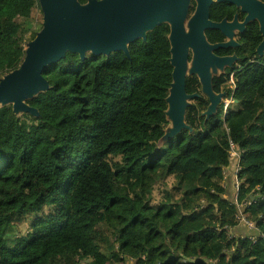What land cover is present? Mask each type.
Masks as SVG:
<instances>
[{"label": "trees", "instance_id": "1", "mask_svg": "<svg viewBox=\"0 0 264 264\" xmlns=\"http://www.w3.org/2000/svg\"><path fill=\"white\" fill-rule=\"evenodd\" d=\"M226 2L210 4L211 22L243 16ZM42 17L39 0H0V81L20 68ZM224 33L205 32L212 45ZM169 34L161 23L125 52L66 51L26 100L35 115L0 106V264H264L263 34L254 23L237 47L213 50L233 59L212 81L217 105L208 113L187 78L184 125L165 139ZM230 143L234 201L223 184L237 164ZM240 214L256 237L230 234Z\"/></svg>", "mask_w": 264, "mask_h": 264}, {"label": "water", "instance_id": "2", "mask_svg": "<svg viewBox=\"0 0 264 264\" xmlns=\"http://www.w3.org/2000/svg\"><path fill=\"white\" fill-rule=\"evenodd\" d=\"M101 1L89 0L85 5H79L77 0H39L43 14V27L36 38L28 43L25 59L20 68L6 75L0 81V106L11 104L13 111L20 115L19 102H24L33 94H38L47 88V84L41 76L42 70L50 63L63 57L66 51L77 52L80 55H83L86 51L96 54H108L116 50L125 52L129 42L139 37L143 38L148 30L161 23H167L170 26L171 62L174 66L173 83L167 98L168 104L169 95L176 88L174 83H177L179 72L187 66L185 61L187 47L193 49L196 59H198L197 62L201 64L204 62L202 61L205 57L204 54L209 55L208 51L212 52L219 47L231 45L228 42L210 45L204 37L203 32L205 29L216 28L223 31L224 26L228 25L224 21L221 23L208 21V9L212 0H196L198 3L196 12L189 20L191 24L190 34L178 37L179 40L172 36L174 24L169 20L162 19L174 17L176 21H184L189 0H116L114 7H107L106 3ZM226 1L237 6L240 4V2L234 0ZM242 2L245 4L246 9L251 12L258 9L261 16H264V8L260 7L255 0H242ZM52 3L54 4L52 11H57V13L51 22L49 18H46V8L49 10ZM261 32L264 37L262 25ZM263 44L264 38L258 47L260 55H264ZM215 58L229 59L231 64L233 62L230 57ZM230 63H222V68L230 66ZM199 79L201 82L200 77ZM209 80V90L206 89L203 82L201 83L203 84L202 92L211 101L208 113L217 105L219 98V96L212 94L210 74ZM184 84L185 81H182L181 95L176 97V101H182L185 98L187 100L186 109L189 97L185 95ZM175 96H172L171 108L178 105L173 101ZM181 104H183V101ZM28 107L26 108L32 115H35V111ZM184 112L183 109L182 115L176 120L175 131H167V136H172L184 125ZM166 114L168 119V109ZM250 198L253 199L252 196Z\"/></svg>", "mask_w": 264, "mask_h": 264}, {"label": "rangeland", "instance_id": "3", "mask_svg": "<svg viewBox=\"0 0 264 264\" xmlns=\"http://www.w3.org/2000/svg\"><path fill=\"white\" fill-rule=\"evenodd\" d=\"M115 1L116 0H102V3H106L107 7H114L115 6ZM234 1H238L240 2V0H234ZM197 1L196 0H189L187 6H186V11H185V15L186 12H190V10L192 9H197ZM47 9V16L46 18H49V21H53L55 16H56V12H53L52 10L54 9V4L52 3L51 6ZM184 15V17H185ZM252 15V14H250ZM252 16H257L261 22V25L263 27V31H264V16L262 17L261 15H252ZM184 19V18H183ZM162 20H169L174 24V32H173V37L177 38L180 36H188L190 34V23H185L183 22V20H181L182 22L176 21V19L174 17H168L166 19H162ZM51 21V22H52ZM176 23V24H175ZM183 23V24H182ZM231 27L233 25H226L224 26V29H226L227 27ZM230 30H233L232 28H230ZM229 35V39L227 40V42L231 45H234L236 42V33L233 31L232 33L228 32ZM176 40V41H177ZM264 47V44H263ZM209 55L204 54V58L201 64H199L197 61L198 59H196L197 57L195 56V60H193V62L191 63V65H187L185 68H183L182 70H180L179 72V78L177 80V83L175 82V89L173 90V95L170 94L169 95V101H168V126L166 129V136L165 139L173 137L174 134L172 136H167V131L169 132H173L175 131V126H176V120L182 115V111L183 109L185 110V105L187 100L185 98L182 99V101H176V97L181 95V84L182 81L184 82L188 77H190L193 74H196L198 77L201 78V83L203 82L205 84V87L207 90H209V86H210V80H209V74L211 76V78H213L214 76H218L222 71H223V66L222 63H230L231 61L228 59H216L214 57V55L212 54L211 51H208ZM195 55V53H194ZM215 62H219V63H215ZM221 63V64H220ZM214 64V65H213ZM231 64V63H230ZM233 64V62H232ZM231 64V65H232ZM203 85V84H202ZM203 93V92H202ZM37 93L33 94L32 96H30L29 98H27L26 100L30 99L31 97H33L34 95H36ZM175 96L174 100L176 103H178V105L176 107L171 108V103H172V96ZM203 95H206L205 93H203ZM26 100L23 102H19L18 104V108H19V114L20 115H28L31 116L32 113L26 108L28 107ZM29 108V107H28ZM170 109V111H169ZM171 182V180L169 181ZM26 228L25 225L21 226V229L24 230Z\"/></svg>", "mask_w": 264, "mask_h": 264}, {"label": "flooded vegetation", "instance_id": "4", "mask_svg": "<svg viewBox=\"0 0 264 264\" xmlns=\"http://www.w3.org/2000/svg\"><path fill=\"white\" fill-rule=\"evenodd\" d=\"M223 1H226V0H221V1H219V0H212L213 3H219V2L222 3ZM255 2L260 7L262 6V8H264V0H255ZM226 3L229 4V2H226ZM229 5H232V6L235 7V9H238V12H239L240 15L243 14V16L241 18L238 17V19H236L235 22H232V23L227 22L226 24L233 25V26H231V27L229 26V27H227L226 29L223 30L225 32L224 33V36H226L224 42H227V40H228V32L232 33L234 31L236 33V42H235L234 45H231V47H234L235 48V47H237L239 45L238 40H239L240 36L242 34H245V32L247 31V29L251 25H253L254 23L257 24L258 31L260 33V31H261V24L260 23L261 22H260V20H259V18L257 16L254 17L252 15H255V14L261 15V14L259 13L260 11L258 9L254 10L252 12L249 9H246L245 8V4L242 2V0L240 1L239 6H237V7L235 5H233V4H229ZM195 12H196V9H192V10H190V12L189 11L186 12L185 19H184L183 22L188 23L189 20H190V18L195 14ZM250 14H252V15H250ZM208 21H210L209 20V11H208ZM230 28H232L233 30H230ZM205 32H206V29L204 30L203 33H204V37H205L206 41L208 42ZM208 44H210V43L208 42ZM210 45H212V44H210ZM212 54L215 56L214 51H212ZM194 58H195V55H194L193 49L187 47V49H186V56H185L186 65H191V63L193 62ZM225 68L223 69V71L219 75L224 74ZM190 77H195V78L198 79V81H199V83L201 85V92H202V84L200 82L199 77L196 74H193ZM215 77L216 76H214L212 78V81H213V79ZM211 85H212V82H211Z\"/></svg>", "mask_w": 264, "mask_h": 264}, {"label": "crops", "instance_id": "5", "mask_svg": "<svg viewBox=\"0 0 264 264\" xmlns=\"http://www.w3.org/2000/svg\"><path fill=\"white\" fill-rule=\"evenodd\" d=\"M225 186L228 188L229 191V197L232 199V201L236 198V180L235 178L230 175L226 182ZM230 234L234 237H256V230L253 228L248 227L246 224L239 222L238 226L230 231Z\"/></svg>", "mask_w": 264, "mask_h": 264}, {"label": "built area", "instance_id": "6", "mask_svg": "<svg viewBox=\"0 0 264 264\" xmlns=\"http://www.w3.org/2000/svg\"><path fill=\"white\" fill-rule=\"evenodd\" d=\"M225 103H227V101ZM229 155H230L231 158H236L237 159V164H236V166L234 165L232 167V171L231 172L227 171V172L224 173V176H223V184H224V186H225V182H226V180L228 178V175H230V173H231L232 176L236 180L237 173H238V171L240 169L239 164H238L240 152L236 149V147H235V145L233 143H230ZM236 189H237V180H236ZM239 222H242V223L246 224L250 228L254 227L253 223L248 221L244 214H240L239 215Z\"/></svg>", "mask_w": 264, "mask_h": 264}]
</instances>
